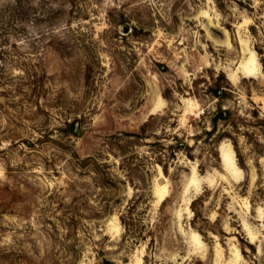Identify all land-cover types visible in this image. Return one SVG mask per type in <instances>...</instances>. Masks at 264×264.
<instances>
[{"label": "rangeland", "instance_id": "rangeland-1", "mask_svg": "<svg viewBox=\"0 0 264 264\" xmlns=\"http://www.w3.org/2000/svg\"><path fill=\"white\" fill-rule=\"evenodd\" d=\"M0 264H264V0H0Z\"/></svg>", "mask_w": 264, "mask_h": 264}, {"label": "water", "instance_id": "water-1", "mask_svg": "<svg viewBox=\"0 0 264 264\" xmlns=\"http://www.w3.org/2000/svg\"><path fill=\"white\" fill-rule=\"evenodd\" d=\"M220 151L222 152L221 153V157H222V159H223V164L226 166V161H225V153L223 152V150H222V148L220 147Z\"/></svg>", "mask_w": 264, "mask_h": 264}, {"label": "bare ground", "instance_id": "bare-ground-1", "mask_svg": "<svg viewBox=\"0 0 264 264\" xmlns=\"http://www.w3.org/2000/svg\"><path fill=\"white\" fill-rule=\"evenodd\" d=\"M224 156H225V161H226V163L228 164V161H227V160H228V159H227V156H226V155H224Z\"/></svg>", "mask_w": 264, "mask_h": 264}]
</instances>
